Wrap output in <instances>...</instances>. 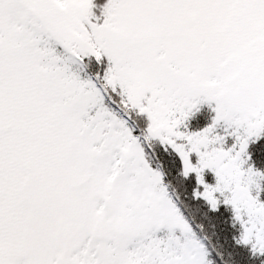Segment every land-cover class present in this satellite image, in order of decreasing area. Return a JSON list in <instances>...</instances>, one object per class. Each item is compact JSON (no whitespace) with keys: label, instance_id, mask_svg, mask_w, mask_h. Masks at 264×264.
Segmentation results:
<instances>
[{"label":"snow or ice","instance_id":"snow-or-ice-1","mask_svg":"<svg viewBox=\"0 0 264 264\" xmlns=\"http://www.w3.org/2000/svg\"><path fill=\"white\" fill-rule=\"evenodd\" d=\"M0 264H264V0H0Z\"/></svg>","mask_w":264,"mask_h":264}]
</instances>
